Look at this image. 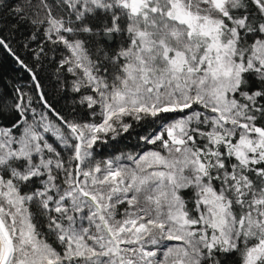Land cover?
I'll use <instances>...</instances> for the list:
<instances>
[{
    "label": "snow or ice",
    "instance_id": "1",
    "mask_svg": "<svg viewBox=\"0 0 264 264\" xmlns=\"http://www.w3.org/2000/svg\"><path fill=\"white\" fill-rule=\"evenodd\" d=\"M0 8L35 61L0 35L30 77L0 95V264H264V0ZM133 122L150 147L97 159Z\"/></svg>",
    "mask_w": 264,
    "mask_h": 264
},
{
    "label": "trees",
    "instance_id": "2",
    "mask_svg": "<svg viewBox=\"0 0 264 264\" xmlns=\"http://www.w3.org/2000/svg\"><path fill=\"white\" fill-rule=\"evenodd\" d=\"M8 2L14 5L16 0H8ZM15 23L16 21L8 14V11L0 8V28H3V32L0 33V35H4L9 41H11L12 47L16 50L17 54L24 58L27 63L35 66L33 57L25 52L21 43L27 33L15 32L13 34L9 27ZM33 47H35V45H33ZM39 75L44 84L45 90L49 93L50 100L57 104L58 107L64 108L66 106V101L60 99L61 94L55 89L54 82L50 77V72L47 70H41ZM29 81V74L20 67L14 57L9 55L3 49H0V95L10 97L13 93L14 87L27 86ZM133 123L134 128L130 129L128 133H124L116 140L113 141L109 137L107 138L108 142L106 144L103 142L98 143L96 149L97 159L102 160L110 155L119 154L121 152L141 151L145 147H150L138 143V135L143 134V130L135 127V122Z\"/></svg>",
    "mask_w": 264,
    "mask_h": 264
}]
</instances>
